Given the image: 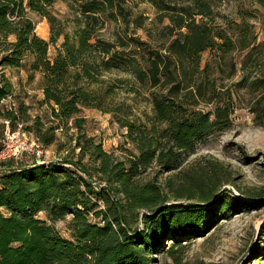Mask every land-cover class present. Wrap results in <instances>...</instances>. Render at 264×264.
<instances>
[{"label": "trees", "instance_id": "1", "mask_svg": "<svg viewBox=\"0 0 264 264\" xmlns=\"http://www.w3.org/2000/svg\"><path fill=\"white\" fill-rule=\"evenodd\" d=\"M57 1L0 0V68L21 69L28 63L32 72L42 75L44 104L51 110L52 123L58 124L45 129L39 119L25 130L50 146L57 141V130L75 122L80 162L9 167L1 174L0 264H152L170 235L174 241L188 239L207 230L221 211L225 219L230 217L234 205L229 197L222 199L219 209L205 207L216 203L222 176L213 166L202 169L185 163L209 134L230 127L233 112L226 105L211 112L197 110L185 105L180 95L193 94L190 70L200 71L204 54L216 51L227 56L237 45L199 25L196 15L210 14L200 1L199 14L171 18L185 33L180 32L182 38L167 54L147 51V44L133 40L135 52L143 53L141 64L134 56L124 58L122 38L115 45L98 35L101 16L116 9L115 0H67L77 4L83 16L72 36L50 13ZM29 12L50 23L49 42L37 35ZM60 40L61 47L51 58L50 46ZM239 45L243 52L250 48ZM123 65L150 90L172 87L166 94L151 93L153 116L145 120H132L133 115L109 103L114 90L105 89L103 77L123 71ZM197 93L202 96L200 86ZM12 95L11 83L0 77V106ZM84 109L113 114L135 152L125 150L120 159L104 151L102 144L84 139L77 119ZM25 115L24 110L20 114L0 108V117L13 129L19 122L28 123ZM88 157L93 168L83 164ZM152 172L154 177L147 180ZM164 175L167 178L159 184ZM87 176L97 178L99 186ZM182 200L190 207L168 205ZM59 221H68L70 238L58 232Z\"/></svg>", "mask_w": 264, "mask_h": 264}, {"label": "rangeland", "instance_id": "2", "mask_svg": "<svg viewBox=\"0 0 264 264\" xmlns=\"http://www.w3.org/2000/svg\"><path fill=\"white\" fill-rule=\"evenodd\" d=\"M200 1L210 8L209 15H196L201 11ZM115 5L116 9L101 16L96 28L106 42L117 45L118 39L124 40L126 60L134 56L141 64L144 62L143 53L135 52L133 40L147 44V51L167 54L171 44L182 38L180 32L185 33L174 26L171 18L185 12L187 16L196 15L199 25L209 26L214 34L227 36L237 45L236 51L227 56L216 51L204 54L200 71L190 70L193 94L180 95L185 105L197 110L211 112L226 105L233 112L230 127L209 134L185 163L202 169L213 166L216 174L222 176L223 186L215 197L216 203L210 202L205 207L219 209L222 199L229 197L234 205L230 217L225 219L221 211L214 223L198 236L174 241L170 235L163 243L164 251L153 256L152 264H264V0H115ZM79 10L77 4L58 0L50 13L66 24L72 36L78 19H83ZM28 16L35 22L37 35L49 42L48 20L32 12ZM62 42L50 46L51 58L56 56ZM240 42L250 48L241 51ZM2 76L11 83L13 95L0 108L20 114L24 110L28 123L19 122L13 129L0 117V176L9 167L61 163L67 159L80 162V151L75 148L80 133L75 122L57 130V141L50 146H43L25 130L39 119L45 123V129L58 124L52 123L51 110L44 104L42 75L32 72L27 63L21 69L0 68ZM103 80L105 89L114 90L109 103L116 110L133 115L132 120L153 116L151 93L166 94L172 88L150 90L127 72L124 65L123 71L105 74ZM198 86L202 96L197 93ZM77 119L82 124L83 138L102 144L104 151L120 159L125 157V150L135 152L126 143V129L119 126L113 114L84 109ZM83 164L94 167L89 157ZM154 175L155 172L149 174L147 180ZM166 178L160 176L159 184ZM90 181L97 187L100 184L95 177ZM177 205L187 208L190 202L182 200ZM40 218L46 219L43 214ZM140 226L142 230L143 226L137 225ZM56 227L62 236L71 237L68 221H59Z\"/></svg>", "mask_w": 264, "mask_h": 264}, {"label": "water", "instance_id": "3", "mask_svg": "<svg viewBox=\"0 0 264 264\" xmlns=\"http://www.w3.org/2000/svg\"><path fill=\"white\" fill-rule=\"evenodd\" d=\"M41 164H42V163H41ZM170 204H171V205H177V203L175 204V203H171V202H170L168 205H170ZM177 206H178V205H177ZM139 229L141 230V226H140Z\"/></svg>", "mask_w": 264, "mask_h": 264}]
</instances>
